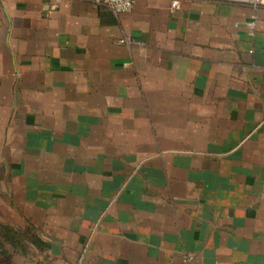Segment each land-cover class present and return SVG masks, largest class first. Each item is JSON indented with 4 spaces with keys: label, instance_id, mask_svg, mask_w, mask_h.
<instances>
[{
    "label": "crops",
    "instance_id": "obj_1",
    "mask_svg": "<svg viewBox=\"0 0 264 264\" xmlns=\"http://www.w3.org/2000/svg\"><path fill=\"white\" fill-rule=\"evenodd\" d=\"M171 1L0 0V213L66 264H264V6Z\"/></svg>",
    "mask_w": 264,
    "mask_h": 264
},
{
    "label": "rangeland",
    "instance_id": "obj_2",
    "mask_svg": "<svg viewBox=\"0 0 264 264\" xmlns=\"http://www.w3.org/2000/svg\"><path fill=\"white\" fill-rule=\"evenodd\" d=\"M1 215L2 213H0V224L6 222ZM9 220L6 222L7 228L11 229L8 237L16 236L18 240L10 242L5 238L7 232L0 228V264H66L58 252L46 246L47 241L37 230L26 225L16 226L13 218ZM33 236L45 244H35L31 240Z\"/></svg>",
    "mask_w": 264,
    "mask_h": 264
},
{
    "label": "built area",
    "instance_id": "obj_3",
    "mask_svg": "<svg viewBox=\"0 0 264 264\" xmlns=\"http://www.w3.org/2000/svg\"><path fill=\"white\" fill-rule=\"evenodd\" d=\"M55 3H59L61 0H53ZM89 2L96 6H104L108 8L114 15L121 13L131 12L135 6V0H79ZM203 1H220V2H229L236 3L239 5L250 6L253 9H258L259 7L264 6V0H203ZM172 11L179 9V0H172L170 4ZM255 17H252V21L248 24V28L253 30L255 24ZM120 43H124L125 40H120ZM185 260L188 262L191 260L189 256L185 257Z\"/></svg>",
    "mask_w": 264,
    "mask_h": 264
},
{
    "label": "trees",
    "instance_id": "obj_4",
    "mask_svg": "<svg viewBox=\"0 0 264 264\" xmlns=\"http://www.w3.org/2000/svg\"><path fill=\"white\" fill-rule=\"evenodd\" d=\"M1 226H0V228H2L3 230H5L6 232H7V234H6V239H8L10 242H14L15 240H18L17 238H16V236H15V238L14 237H8V235H10L11 234V229H8L7 228V225H2V224H0ZM29 227V226H28ZM31 228V227H30ZM33 229V228H32ZM34 230V229H33ZM4 236V235H3ZM35 244H38V245H43V244H45V243H43L40 239H35V237L33 236V239H31ZM48 244V243H47ZM47 247H50V245L48 244V245H46Z\"/></svg>",
    "mask_w": 264,
    "mask_h": 264
}]
</instances>
